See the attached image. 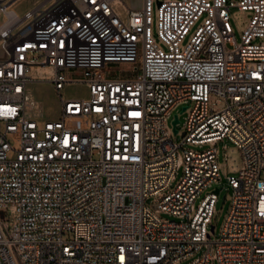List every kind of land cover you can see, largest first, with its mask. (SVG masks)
Returning <instances> with one entry per match:
<instances>
[{
    "label": "built area",
    "instance_id": "built-area-1",
    "mask_svg": "<svg viewBox=\"0 0 264 264\" xmlns=\"http://www.w3.org/2000/svg\"><path fill=\"white\" fill-rule=\"evenodd\" d=\"M13 1L0 0V264H264V0H41L22 16ZM232 6L253 12L241 42ZM46 81L55 115L31 89ZM224 139L242 167L212 238Z\"/></svg>",
    "mask_w": 264,
    "mask_h": 264
},
{
    "label": "rangeland",
    "instance_id": "rangeland-1",
    "mask_svg": "<svg viewBox=\"0 0 264 264\" xmlns=\"http://www.w3.org/2000/svg\"><path fill=\"white\" fill-rule=\"evenodd\" d=\"M229 1L237 2L238 0H229ZM229 14H230L231 25L233 27L235 38L238 42H241L242 35L253 16V12L242 10L238 6H232L230 8ZM157 18H158V5L155 4L154 12H153V27L155 33L157 31ZM205 19H206V14L202 15L195 22V24L191 27L189 34L185 37V39L181 43V49H184L188 45V43L191 40V37L195 34L196 30L204 23ZM262 40L264 39H261L259 41ZM161 45L164 47L162 43ZM6 57H7L6 52L4 51L3 48L0 47V59H5ZM132 68L133 66L131 64H120V65H116L113 71L121 74L122 71L123 72L132 71ZM33 91L36 97L43 102L44 108L46 109V113L48 115H55L57 113L58 107H57V98L53 87L51 85L40 84V85H35L33 87ZM86 91L87 88L85 84L82 83V84H76L75 86L71 87L69 93L81 95V94H85ZM217 99H218L217 95L211 94V104L214 105L217 109H222L225 103L223 101L220 104L217 103L214 104V102ZM182 107L183 106L180 105L173 110V116L174 114H179V118H180V122L177 124L178 132L175 133L172 128V136L175 142H180L183 138V132H184L183 122L185 120V117L188 115V111H189V110H185L182 112ZM169 124L172 126V118L169 119ZM210 147H212L211 144H205L203 145V147H199L198 145H194L191 143L184 145L185 149L194 148L196 150H203ZM217 147L219 149L218 163L220 166V173L222 176V182L220 186H223V189L221 191V198L217 204V210L213 219V225L215 226V230L214 232H211L212 238H218L221 236L229 210L231 208L233 196H232V189L229 188L228 185V177L231 175L237 177L240 174V169L242 167L240 152L236 144L224 139L218 142ZM182 174H183V170L181 169L177 175V178L180 179ZM177 180H175L173 184H175ZM225 194H227V197L225 202L223 203V196ZM151 202H152L151 199L148 200V204H150ZM9 212L10 209L7 206L1 207L0 219L3 221L7 220L9 218ZM163 216L167 218L169 217L168 215H163ZM72 237H73L72 233L65 232L64 234L65 239L69 240L72 239ZM197 256L198 254L195 255L194 257H191L189 261H191Z\"/></svg>",
    "mask_w": 264,
    "mask_h": 264
},
{
    "label": "bare ground",
    "instance_id": "bare-ground-1",
    "mask_svg": "<svg viewBox=\"0 0 264 264\" xmlns=\"http://www.w3.org/2000/svg\"><path fill=\"white\" fill-rule=\"evenodd\" d=\"M41 0H14L10 5H9V11L10 12H15L17 13L19 16H22V14L30 9L33 5H35L36 3L40 2ZM7 15V14H6ZM5 15H1L0 16V20L1 18H5ZM35 75H43L44 73H47L49 76L52 73L51 67L44 65V66H38L35 68ZM51 85L49 82H39V83H33L31 84V89L32 87H34L35 85ZM32 96L33 93H32Z\"/></svg>",
    "mask_w": 264,
    "mask_h": 264
},
{
    "label": "water",
    "instance_id": "water-1",
    "mask_svg": "<svg viewBox=\"0 0 264 264\" xmlns=\"http://www.w3.org/2000/svg\"><path fill=\"white\" fill-rule=\"evenodd\" d=\"M187 107H188V106H183V107H182V112L185 111V110L187 109ZM179 122H180L179 114H174V116H173V120H172V128H173V131H174L175 133L178 132L177 124H178ZM222 189H223L222 187H218V188L215 189V192H216L217 194H220V192H221ZM226 197H227V194H225V195L223 196V203L225 202ZM214 230H215V226L213 225L212 228H211V231L214 232Z\"/></svg>",
    "mask_w": 264,
    "mask_h": 264
}]
</instances>
